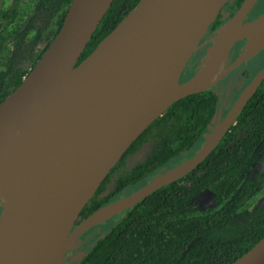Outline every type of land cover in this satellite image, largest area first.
<instances>
[{
  "label": "water",
  "instance_id": "water-1",
  "mask_svg": "<svg viewBox=\"0 0 264 264\" xmlns=\"http://www.w3.org/2000/svg\"><path fill=\"white\" fill-rule=\"evenodd\" d=\"M115 1L74 0L48 50L0 105V168L13 182L5 197L0 194V264H64L85 232L122 216L199 167L264 82L263 67L227 116L211 128L195 156L100 209L74 230L90 200L156 121L178 102L215 88L264 49L262 45L249 55L248 39L240 35L259 1L251 4L245 0L224 25L236 23L223 63L196 81L213 41L196 75L183 83L190 61L230 0H142L79 65ZM238 42L246 44L230 64ZM95 109L115 111L118 122L104 132L103 150L72 174L57 146L61 128ZM113 208L118 210L115 216L93 223L99 214ZM233 264H264V238Z\"/></svg>",
  "mask_w": 264,
  "mask_h": 264
},
{
  "label": "trees",
  "instance_id": "trees-1",
  "mask_svg": "<svg viewBox=\"0 0 264 264\" xmlns=\"http://www.w3.org/2000/svg\"><path fill=\"white\" fill-rule=\"evenodd\" d=\"M22 1L0 0L4 6L0 13V105L23 84L48 50L74 0H36V13L31 18L21 15ZM141 1L114 2L79 65ZM244 2L230 0L206 37L230 21ZM263 14H255L251 21ZM41 45L44 49L37 54ZM208 48L196 52L184 82L196 75ZM243 67L258 74L264 67V49ZM221 104L214 88L175 104L112 171L82 211L80 223L117 202L124 193H135L162 172L195 156L212 132ZM147 145L151 146L150 154L129 167L128 160ZM205 194L214 202L207 210L199 206ZM263 238L264 82L211 156L113 220L80 264H233Z\"/></svg>",
  "mask_w": 264,
  "mask_h": 264
},
{
  "label": "bare ground",
  "instance_id": "bare-ground-1",
  "mask_svg": "<svg viewBox=\"0 0 264 264\" xmlns=\"http://www.w3.org/2000/svg\"><path fill=\"white\" fill-rule=\"evenodd\" d=\"M255 1L251 0V4ZM235 30L234 21L219 30L214 38L216 45L213 44L214 48L211 50L210 57L201 67L196 81L203 80L210 72L220 67L224 60L227 40ZM240 35L248 39L249 53L254 54L264 45V16L246 24ZM116 122H118V116L115 111L95 109L92 114L84 113L80 118L75 119L74 123L61 128L57 146L65 161L70 164L72 174L83 168L95 154L103 150L105 146L103 134ZM12 185L13 182L0 168V194L5 197ZM117 213L116 208L102 212L93 220V223L106 221Z\"/></svg>",
  "mask_w": 264,
  "mask_h": 264
},
{
  "label": "flooded vegetation",
  "instance_id": "flooded-vegetation-1",
  "mask_svg": "<svg viewBox=\"0 0 264 264\" xmlns=\"http://www.w3.org/2000/svg\"><path fill=\"white\" fill-rule=\"evenodd\" d=\"M252 14V12H251ZM250 14V16H251ZM211 37V36H210ZM210 37H206L204 40L207 42V40L210 38ZM202 41V45H204V43H206L205 41ZM240 43H242V45L239 47ZM244 43L243 42H238L235 47H234V51H232V54L230 55V59H231V63H233L237 58L238 56L240 55V53L242 52L243 50V47H244ZM205 47V46H204ZM203 47V48H204ZM202 49V48H201ZM196 55L197 53H195V55L193 56L192 59H195L196 58ZM194 64V63H193ZM192 65V62L190 61L189 63V67H191ZM199 68V67H198ZM197 68V69H198ZM248 68H244L243 65L237 67L236 69H234L233 71H231L228 76L223 79L215 88L214 90H216V92H218V89L221 88L223 90L227 89L229 90V95H228V98L226 100H223V98L220 96L221 98V106H220V110H219V113L217 115V118H216V122L215 123H218L219 121V118L221 116V114H223V118H225L227 116V114L229 113V111L231 110V108L235 105V103L239 100V98L241 97V95L243 94V92L251 85V83L253 82V80L256 78V76L258 74H253L251 71L248 72L247 71ZM188 81H183V83H187ZM237 85L239 86L238 89H236V91L232 90V88H234V86ZM218 94L220 95V93L218 92ZM163 173V172H162ZM161 173V174H162ZM160 175V174H159ZM132 194H130L129 192L127 193H124L123 197H127V196H130ZM121 197V198H123ZM120 198V199H121ZM1 212H2V207L0 206V215H1ZM121 217V216H120ZM119 218V217H117ZM116 218L114 219H111L109 220L108 222L106 223H103L99 226H96L90 230H88L87 232H85L77 242H82V246L81 248L75 253L76 255L74 256V263L73 264H80L85 258H82V249L85 248L88 243L91 242L92 238H93V235L99 233V235H104L105 231L108 229V226L109 224L115 220ZM82 223H80V220L77 222L74 230H76L77 227H79ZM103 237V236H102ZM101 237V238H102ZM76 242V243H77ZM75 243V244H76ZM74 244V245H75ZM70 252V251H69ZM68 252V254H69ZM68 254L67 256L65 257V260H64V264H72V263H69V262H66L67 258H68Z\"/></svg>",
  "mask_w": 264,
  "mask_h": 264
},
{
  "label": "rangeland",
  "instance_id": "rangeland-1",
  "mask_svg": "<svg viewBox=\"0 0 264 264\" xmlns=\"http://www.w3.org/2000/svg\"><path fill=\"white\" fill-rule=\"evenodd\" d=\"M2 4L0 3V13L3 12V8H4V6H2ZM36 7H37L36 0H23L21 10H20L21 15L26 16L28 18H31L36 13ZM263 11H264V0H259L255 9L252 11L251 16H249V21H251V18L255 14H259L260 12H263ZM216 35L217 34L215 33L213 36H211L207 40V42L205 41L206 43H204V45H201L199 50H201V48H203L204 46L211 47L213 44V41H214V37ZM43 49H44V45L39 46L37 48V54H39L41 51H43ZM197 71H198V69H197ZM238 88H239V86L235 85L234 88H232V90L236 91V89H238ZM218 92L220 93V96L223 98V100H226L228 98L229 90H227V89L223 90V89L219 88ZM223 119H224L223 114H221L218 123H220ZM150 152H151V146L147 145V147H145V149L141 153H139L137 156H134L128 160L129 167H132L134 164L143 161L150 154ZM213 205H214V202H213V199L211 198L210 194L203 195L202 198L199 200V206L203 210H207V209L211 208ZM120 216H116L115 218L120 217ZM102 236L103 235H99V233L93 235L91 242L88 243V245L82 249V255H81L82 258H85L90 253V251L92 250L94 245L97 243V241ZM81 246H82V242L80 241V242H77L72 247V249L70 250V252L68 254V258H67L66 262H69L72 264L74 263V256L76 255L75 253L81 248Z\"/></svg>",
  "mask_w": 264,
  "mask_h": 264
},
{
  "label": "crops",
  "instance_id": "crops-1",
  "mask_svg": "<svg viewBox=\"0 0 264 264\" xmlns=\"http://www.w3.org/2000/svg\"><path fill=\"white\" fill-rule=\"evenodd\" d=\"M263 16H264V15H263ZM261 17H262V16H261ZM261 17H260V18H261ZM215 45H216V44H215V41H214V46H215ZM213 48H214V47H212L211 50H212ZM248 49H249V47H248ZM211 50H210V53H211ZM249 50H250V49H249ZM249 50H248V54L250 55V53H249L250 51H249ZM210 53H209V57H210ZM251 55H252V54H251ZM209 57H208V59H209Z\"/></svg>",
  "mask_w": 264,
  "mask_h": 264
}]
</instances>
